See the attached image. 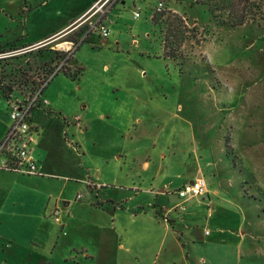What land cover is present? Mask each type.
<instances>
[{
	"label": "rangeland",
	"instance_id": "obj_1",
	"mask_svg": "<svg viewBox=\"0 0 264 264\" xmlns=\"http://www.w3.org/2000/svg\"><path fill=\"white\" fill-rule=\"evenodd\" d=\"M84 1L0 0V43L34 41L67 15L74 2ZM111 1L102 0V11ZM178 1L179 12L166 7L163 14H152L155 32L143 12L136 22L126 13L136 24L140 45L158 48V38L167 40L166 54L176 51L175 61L140 57L131 41L123 51L111 40L102 43L95 32L75 52L76 65L83 68L79 78L59 72L41 97L76 128V141L69 128L76 153L64 155L73 166V178L87 179L88 172L95 178L96 168L103 169L102 198L126 195L133 182L137 188L146 185L138 176L134 179L127 164L133 156L143 161L148 155L166 154L168 148L193 146L211 161L203 176L213 214L204 207L197 217L171 224L170 232L145 218L126 221L130 249L139 252L142 264H264V0H235L233 6L219 0ZM102 11L91 20L94 31ZM231 14L233 20L244 15L245 26H231ZM70 32L47 39L39 44L41 49L22 52V60L6 71L11 69L20 87L36 92L47 81L38 84L45 72L33 56L43 59L49 50L57 51L62 65L65 43L77 39ZM147 33L154 43L145 40ZM203 131L213 141L202 142ZM115 176L118 181L112 183ZM137 188L131 192L136 198L143 195ZM79 194L90 198L87 187ZM162 199L179 201L175 194ZM133 202L124 201L125 207Z\"/></svg>",
	"mask_w": 264,
	"mask_h": 264
},
{
	"label": "crops",
	"instance_id": "obj_2",
	"mask_svg": "<svg viewBox=\"0 0 264 264\" xmlns=\"http://www.w3.org/2000/svg\"><path fill=\"white\" fill-rule=\"evenodd\" d=\"M98 1L86 0L78 4L74 2L73 9L59 18L56 23H52L51 27L42 32L38 39L22 45L13 41L9 42V45L22 48L41 44L51 37L71 30L70 33H76V38H80V46L83 38L86 41L97 32L104 44L111 40L124 51L131 41V45L138 49L140 57L175 61L164 54L165 41L162 42L159 38L158 48L156 45L154 48L151 46L147 48V44L140 45L134 32L136 24L133 21H139L143 12L147 18L145 22L146 20L150 22L155 32L156 25L151 18L158 3L160 1L165 3L163 11H166L167 7L169 11L177 8L174 12H179L182 2L178 0H112L105 14L98 17L100 23L109 29V36L103 37L99 29L94 31L96 27L93 29L90 26L95 15L88 16V12ZM137 12L139 17L136 18L134 14ZM126 13L131 15L133 21L128 19ZM233 16L234 14H231L232 20ZM245 24L246 22L238 26L239 29ZM86 25L92 30L91 34L83 37L77 35L79 29ZM145 40L150 44L156 41L148 33ZM78 49L70 56L67 55L72 59L69 66L83 69L76 65L74 56ZM143 71H140V75H145ZM50 82L46 83L44 90ZM44 90L40 94L42 104L33 111L30 119V125L35 134V140L30 147L31 156L37 163L39 173L25 175L0 169V264H132V262L142 264L143 260L139 252H133L130 249L132 241L127 234V220L135 222L134 219L145 218L149 222L156 223L158 227L164 225L166 232H170L171 224L174 227L179 226L186 220L185 218L197 217L204 207L209 210V214H213L214 210L210 208L212 203L210 186L203 176V167L209 166L211 161L207 162L205 154H200L199 150L193 149V146L177 150L168 148L169 152L166 154L158 153L154 158V155H148L143 161L133 156L127 164L133 167L134 179L138 176L140 180L146 182V185L142 186L139 183L141 187L137 188L133 182V186L129 185L128 193L123 196L106 195L103 198L100 196L105 185L100 182L104 176L101 167L96 168L98 173H95V178H91L89 172L87 179L73 178V166L64 160V155L76 153V149L73 148V139L69 138V128H72L71 137H74V141L76 140L73 131L75 134L77 131L76 128L73 129L72 122L64 117L60 118L48 100L42 99ZM11 104L12 102L5 98L0 89V143L11 126L9 117ZM79 120L81 121V118ZM80 121L77 120V124ZM85 123H87L86 120ZM79 134L76 136L81 146L83 144ZM203 135L202 142L213 141L204 131ZM179 142L181 143V140ZM59 151H62L61 155H58ZM172 166L179 169L174 172L169 171ZM120 171H122L121 167ZM169 172L174 175L169 177ZM198 178L205 181L206 194L198 198L181 199L177 195L178 189ZM116 181L118 179L115 176L112 183ZM85 187L90 191L89 199H86L87 195L79 194ZM135 188L143 194L137 197L138 200L131 193ZM215 193L218 195V192ZM168 194H175L179 201L159 200ZM131 199L134 200L133 206L125 207L124 201L129 203ZM172 214L176 217H172ZM211 237L214 236L211 234ZM153 264L158 263L155 261Z\"/></svg>",
	"mask_w": 264,
	"mask_h": 264
},
{
	"label": "built area",
	"instance_id": "obj_3",
	"mask_svg": "<svg viewBox=\"0 0 264 264\" xmlns=\"http://www.w3.org/2000/svg\"><path fill=\"white\" fill-rule=\"evenodd\" d=\"M102 0H99L88 12L89 16L92 17L97 12L102 11L104 4L99 5ZM165 8V3L160 1L156 8V11H162ZM105 14L104 11L101 12ZM101 15V16H102ZM135 17H139V13L134 14ZM98 28L103 37L109 36V29L98 22ZM66 52L70 56L76 49V43L66 42ZM39 48V44L32 45L30 48H22L16 51L8 50L0 52V60L10 57L17 56L26 50H33ZM62 69V65H59L54 73L49 76L47 82ZM37 90L32 96L25 97L23 99H17L12 102L11 111L9 117L11 120V126L4 139L0 143V169L15 171L25 175H36L39 173L37 163L31 156V145L35 140V134L30 125V119L33 111L41 106L42 101L40 94L45 87L46 83ZM46 103V101H45ZM206 183L202 178H198L193 182L184 184L177 191V195L181 199H193L198 198L206 194Z\"/></svg>",
	"mask_w": 264,
	"mask_h": 264
},
{
	"label": "trees",
	"instance_id": "obj_4",
	"mask_svg": "<svg viewBox=\"0 0 264 264\" xmlns=\"http://www.w3.org/2000/svg\"><path fill=\"white\" fill-rule=\"evenodd\" d=\"M219 1L223 2L224 4H227V6H233L235 0H219ZM163 10L162 11H155V13L157 15L163 14V12H165ZM232 11L233 10L231 9V12ZM243 16L244 15H241L238 18H236L235 20L230 21L231 26L236 27V26L242 25L244 23V17ZM153 18H154L153 21L156 22L157 20L155 19V17H153ZM99 23H100V20H99ZM91 32H92V30L89 28V26L86 25V26H83L82 28L79 29L77 35H80L82 37L84 35L89 36V34H91ZM79 39L80 38L73 39V41L78 44L76 49H78V46H79ZM84 41H85V38H83L81 40V44ZM42 47H40L39 49H41ZM166 47H167V40L165 41V50H166ZM10 49H14L15 50V48L12 47V45H9V42H7L6 44H1L0 43V52L8 51ZM33 51H30V52H33ZM174 52H176V51H172V52L166 54V51H164V54L167 57H170L172 59H174V58L176 59L177 57L174 54ZM66 54L67 53L62 52V57L61 58L63 59V62H64L63 64L64 65H62V69L59 72H64V74L68 75L69 77H72L73 79H77L81 75L83 69L74 68V69H72L73 70L72 71V70L69 69L70 66L65 68V65L66 64L68 65V62H70V59H69L70 57L66 56ZM38 57H39V55H34L33 56V58H34L33 60L35 62H37V64L40 65V70L45 72V74L42 75V77L40 78V81L38 80L39 81L38 84H43L45 81L48 80V78L52 74L53 70L56 69L59 66V64H60L59 63V59H57L58 58V52L49 50L47 52V55L44 57L45 59L44 58L40 59ZM19 58H20V56L18 55V57L15 56V57H10V58H6V59H1L0 60V89L3 92L5 98L8 101H10V102H13V101H15L17 99H23L25 97H30V96H32L35 93V92L34 93L32 92L33 90L31 88L27 89V88H24V87H20L21 83H18L17 81L12 79V75H11L12 73H10L11 69H8L6 71V69L10 68V66L12 65L11 63H13V62L17 63L18 60H22V59H19ZM56 60H58V61H56ZM25 66H28V65L25 63ZM21 75L24 76V74H21ZM56 75H57V73L54 76H56ZM51 80L52 79H50L49 81H51ZM25 81H27V80L25 79ZM24 83L26 84V82H24ZM26 91H30L31 93L27 96Z\"/></svg>",
	"mask_w": 264,
	"mask_h": 264
},
{
	"label": "bare ground",
	"instance_id": "obj_5",
	"mask_svg": "<svg viewBox=\"0 0 264 264\" xmlns=\"http://www.w3.org/2000/svg\"><path fill=\"white\" fill-rule=\"evenodd\" d=\"M48 83V82H47Z\"/></svg>",
	"mask_w": 264,
	"mask_h": 264
},
{
	"label": "water",
	"instance_id": "obj_6",
	"mask_svg": "<svg viewBox=\"0 0 264 264\" xmlns=\"http://www.w3.org/2000/svg\"><path fill=\"white\" fill-rule=\"evenodd\" d=\"M193 182V181H192Z\"/></svg>",
	"mask_w": 264,
	"mask_h": 264
}]
</instances>
